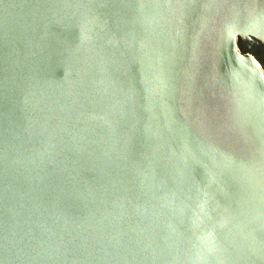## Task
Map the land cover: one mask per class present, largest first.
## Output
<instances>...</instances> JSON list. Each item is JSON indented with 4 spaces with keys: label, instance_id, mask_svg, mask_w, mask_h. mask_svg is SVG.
<instances>
[{
    "label": "water",
    "instance_id": "water-1",
    "mask_svg": "<svg viewBox=\"0 0 264 264\" xmlns=\"http://www.w3.org/2000/svg\"><path fill=\"white\" fill-rule=\"evenodd\" d=\"M264 0H0V264H264Z\"/></svg>",
    "mask_w": 264,
    "mask_h": 264
},
{
    "label": "flooded vegetation",
    "instance_id": "flooded-vegetation-1",
    "mask_svg": "<svg viewBox=\"0 0 264 264\" xmlns=\"http://www.w3.org/2000/svg\"><path fill=\"white\" fill-rule=\"evenodd\" d=\"M238 47L241 53L251 56L264 73V40L255 37L239 38Z\"/></svg>",
    "mask_w": 264,
    "mask_h": 264
}]
</instances>
